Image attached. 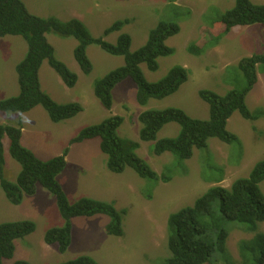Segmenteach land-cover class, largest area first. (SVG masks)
<instances>
[{
  "label": "rangeland",
  "instance_id": "374dc122",
  "mask_svg": "<svg viewBox=\"0 0 264 264\" xmlns=\"http://www.w3.org/2000/svg\"><path fill=\"white\" fill-rule=\"evenodd\" d=\"M27 10L41 18H56L61 22L81 21L94 39H103L116 45L122 34L132 39L131 52L146 45L150 33L159 23L179 26L178 34L166 40L173 54L158 58V70L150 71L142 64V73L149 83L165 78L172 68L185 67L188 80L174 94L163 99H150L145 106L138 104V87L131 79L118 84L112 91L113 106L106 109L95 95V83L110 72L123 67L125 59L90 44L87 57L92 70L85 73L74 57L79 42L73 37L50 33L48 42L55 57L77 76L73 88L67 87L61 77L45 61L40 69L42 90L55 102L79 104L80 112L74 118L54 123L43 106L25 113L0 111V125L22 126L21 145L42 161L51 160L68 151L67 166L58 176L70 204L81 199H93L112 205L121 215L122 236L109 235L106 227L112 217L104 214L75 217L71 221V243L66 252L59 245H48L46 233L65 226L57 199L38 185L34 195H24L22 203L13 205L0 186V225L8 222L31 221L36 230L15 241V253L5 264L25 261L29 264H65L87 256L98 264H165L171 257L168 248V219L180 210L193 207L196 201L215 187L231 189L239 179L248 178L254 167L264 160V71L257 68L258 80L246 95V105L256 120L245 119L235 112L227 130L238 137V142L224 143L211 138L203 149H194L190 159L180 160L172 153L157 155L156 142L177 138L181 133L178 123L165 125L156 140L140 139V115L149 110L176 108L193 119L208 121L210 107L201 98V91L225 96L231 91H243L247 80L240 69L244 58L264 54V27L252 25L234 27L218 43H211L219 31L220 19L234 8L236 0H22ZM264 6V0H250ZM123 22L119 31L106 35L115 23ZM201 55L189 52L190 45H200ZM28 53L27 42L20 36L0 39V101L20 94L16 67ZM123 122L118 136L139 143L136 154L157 173L172 179L142 178L133 168L113 173L107 167L108 157L101 150L99 138L71 144L80 132L101 124L111 117ZM10 141L4 139L5 178L16 184L22 171L21 164L9 150ZM264 194V182L260 184ZM218 200L216 204H219ZM250 225L229 222L227 247L234 259L230 262L221 254L211 259L212 264H241L239 244L257 233L264 234V223L257 233Z\"/></svg>",
  "mask_w": 264,
  "mask_h": 264
},
{
  "label": "trees",
  "instance_id": "16d2710c",
  "mask_svg": "<svg viewBox=\"0 0 264 264\" xmlns=\"http://www.w3.org/2000/svg\"><path fill=\"white\" fill-rule=\"evenodd\" d=\"M219 31L211 43H218L234 27L261 25L264 27V6H256L250 0H236L234 8L227 11L220 19ZM123 22L115 23L106 31V35L119 31ZM180 28L173 23L161 22L151 31L148 42L136 52H131L132 39L122 34L116 45L103 39H94L85 25L79 20L61 22L56 18H41L31 14L22 0H0V39L6 36H20L28 45L25 59L17 65L16 72L20 94L0 101V111L25 113L37 106H43L52 122L59 123L77 116L82 112L79 104L62 105L46 94L40 84L39 73L45 61L61 77L64 84L73 88L77 76L67 66L56 59L55 50L48 42L47 35L57 34L61 37H73L79 44L74 57L82 70L89 73L91 62L87 57L90 44H98L106 52L122 56L125 65L95 83V95L104 107L110 110L113 106L112 91L123 81L131 78L137 85L136 99L139 105L145 106L150 99H163L177 92L188 80L185 67L176 66L169 74L156 83L146 81L141 65L146 64L150 71L158 70V58L173 54L166 46V40L178 34ZM210 43V42H209ZM209 43L190 45L189 52L201 55ZM263 66L264 54L244 58L240 62L247 87L243 91H231L225 96L210 91H201V98L210 107L208 121L193 119L184 111L169 108L161 111L149 110L140 115L142 129L140 139L143 142L156 140L159 131L169 123H178L181 133L177 138H167L156 142L155 153L162 155L172 153L180 160L190 159L194 149H203L211 138H218L224 143L238 142V137L227 130L229 119L235 112L243 118L256 120L259 114L253 115L246 105V95L258 80L257 68ZM123 119L115 116L101 124L87 127L75 137L71 144L82 143L99 138L101 150L107 155V167L113 173H122L127 167L133 168L142 178L161 179L164 183L171 181L169 175L159 177L136 151L139 143L121 138L117 132ZM10 141V154L17 160L22 171L17 183L9 182L4 176L5 156L4 139ZM22 126L0 125V186L7 199L13 205L22 203L24 195H34L40 185L55 196L59 211L65 220V226L49 230L45 235L48 245L58 244L61 252H66L72 235L71 221L75 217L104 214L112 217V223L106 227L109 235L122 236L121 215L110 204L81 199L70 204L64 190L58 182V176L67 166L68 151L48 161L38 159L30 150L21 145ZM264 182V160L259 162L248 178L237 180L231 187H215L205 196L198 199L193 207H187L172 214L168 219V248L171 257L165 264H212L211 259L221 254L227 261H234L227 241L229 234L225 225L229 222L250 225L249 231L257 233L258 224L264 223V194L260 184ZM219 204H216L217 201ZM36 230L31 221L8 222L0 225V264L12 259L15 253V241L32 234ZM241 264H264V234L257 233L250 240L239 244ZM15 264H29L18 261ZM65 264H98L90 257L83 256Z\"/></svg>",
  "mask_w": 264,
  "mask_h": 264
}]
</instances>
